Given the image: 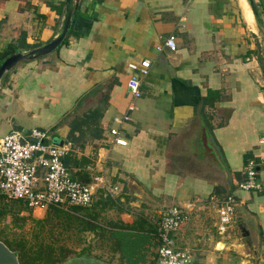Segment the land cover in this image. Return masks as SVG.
<instances>
[{
	"label": "crops",
	"instance_id": "0c3cea01",
	"mask_svg": "<svg viewBox=\"0 0 264 264\" xmlns=\"http://www.w3.org/2000/svg\"><path fill=\"white\" fill-rule=\"evenodd\" d=\"M254 1L263 25L246 0H80L65 41L19 62L1 83L3 136L16 127L47 126L59 133L53 142H70L72 156L87 159L83 168L102 165L106 181L108 171L115 180L126 178L123 186L114 184L115 206L131 229L141 228L140 217L183 208L191 223L176 238L196 264H264V0ZM64 2L0 0V64L9 46L16 52L49 41ZM170 34L176 49H159ZM144 59L146 74L129 68ZM134 74L137 98L127 89ZM123 114L127 145L120 146L106 124ZM85 115L102 132L89 138L87 126L86 142L75 146L67 140L70 122ZM250 156L258 163L259 191L237 187ZM228 194L252 248L237 225L212 230ZM147 208L158 209L156 215L141 212ZM250 219L256 228H249Z\"/></svg>",
	"mask_w": 264,
	"mask_h": 264
},
{
	"label": "built area",
	"instance_id": "2783aa9c",
	"mask_svg": "<svg viewBox=\"0 0 264 264\" xmlns=\"http://www.w3.org/2000/svg\"><path fill=\"white\" fill-rule=\"evenodd\" d=\"M163 46L175 50V36H167L163 45L158 48ZM128 66L134 72L146 74L149 60L131 62ZM127 89L133 98L141 95L137 75L128 79ZM129 108L132 109V106ZM127 119L129 116L123 114L114 120L120 125ZM109 134L116 145H127L120 126H112ZM70 145V142H53L48 131L38 128L27 132L11 130L6 133L0 140V202L21 200L28 209L35 211L46 210L50 206L89 207L102 186L113 196L117 187L107 185L104 175L95 174L87 183L71 176L63 162V157L70 151ZM237 187L248 191L262 189V183L258 179V163L254 157L246 159L244 178ZM235 209L236 198L232 194L220 201L216 223L219 233H226L231 228ZM188 221V212L177 206H171L151 219L158 238L156 264H194L190 249L176 244V233Z\"/></svg>",
	"mask_w": 264,
	"mask_h": 264
},
{
	"label": "rangeland",
	"instance_id": "374dc122",
	"mask_svg": "<svg viewBox=\"0 0 264 264\" xmlns=\"http://www.w3.org/2000/svg\"><path fill=\"white\" fill-rule=\"evenodd\" d=\"M66 39V38H65ZM64 39V41H65ZM31 124V123H30ZM16 126V125H15ZM32 126V125H31ZM108 130L111 126H120L119 124L115 123L112 120H109V123L106 124ZM36 127L41 130H46L51 135L52 140L54 138H59V133L55 132L53 133L47 126L38 125L36 124ZM4 126L2 123H0V136H3L4 132ZM18 131L25 132L24 128L16 127ZM110 137V135L108 134ZM108 153H105V157L107 158ZM99 167V169H98ZM92 172L96 175H104V178L106 177L105 174L107 173V170H103V166H96L95 169H92ZM111 171H108V178L106 183L107 185L115 186L114 184L117 183L120 186H123V183H125L126 178L122 180H115V176L110 175ZM107 189H105L103 186L100 187L97 190L95 199L93 203L86 207V209H80L77 211L73 216L76 215H82L84 211H88L90 213H94L97 216V221L102 224L105 229H109L112 227V225L117 224V226H121L123 224V220H121V212L120 207L116 203V199L113 202L112 199L108 198L106 199L103 204L106 206L104 209H100L101 205H95L96 201L102 196L104 199L107 197ZM112 198H115V193L113 194ZM167 204H170L167 202ZM168 206V205H167ZM136 209H138L140 206H135ZM64 211H71V208L68 207L66 209H63ZM158 210V209H157ZM156 209L147 208V210H141V212H149L151 215L155 216L157 213ZM47 213V212H46ZM45 210H35L32 211L31 215L27 217V219L23 220L19 217L13 216V214H7L0 218V232L3 236L7 237H16L17 239H22L23 241H26L28 244H35L40 239H44L46 242L51 243L54 248L57 249L58 247H64L68 248L69 250V257H75L78 256L77 254L82 251L83 248H88L89 252L92 257L101 259L105 261L107 264H156V249L157 244L154 239H151V241L147 244H145L141 249V254L137 255L133 262L130 263L125 258L121 257V252H118L113 249V242L106 236H102L100 234H96L92 232L91 230H81L80 224L77 223L76 219L73 218L70 220L69 215L62 212H57L52 210L48 220L45 221L43 224L39 225L37 223V220L44 219L46 217ZM133 214L134 213H131ZM138 215V214H137ZM136 215V216H137ZM241 217L237 215V211L234 214L233 221L230 224V226L233 225L236 226L237 224L241 223ZM71 221V222H70ZM249 221V220H248ZM251 224H248L249 228H256L257 227V221L256 219H250ZM188 223H191V220L189 219ZM187 223V224H188ZM145 224V223H144ZM147 225L145 224V227ZM254 226V227H253ZM182 227L186 228V224ZM214 228V227H213ZM231 228V229H232ZM193 229H188V231H191ZM212 230L217 231V228H214ZM235 230V229H234ZM256 230V229H253ZM178 233V232H177ZM176 233V235H178ZM176 244L182 247L184 243H180L176 240ZM191 246V245H190ZM195 254H193L194 260ZM67 258V259H68ZM194 264H196L194 262Z\"/></svg>",
	"mask_w": 264,
	"mask_h": 264
},
{
	"label": "trees",
	"instance_id": "16d2710c",
	"mask_svg": "<svg viewBox=\"0 0 264 264\" xmlns=\"http://www.w3.org/2000/svg\"><path fill=\"white\" fill-rule=\"evenodd\" d=\"M35 46V45H33ZM31 45L29 46V48ZM16 50V49H15ZM11 49V46L7 47L6 52L8 54L15 51ZM7 54V55H8ZM90 115H85L81 119H74L70 122L69 132L67 134V140L71 141L75 146H82L88 137H86L85 128L88 126V129H92V132L89 138H97L96 134L100 135L102 129L100 128L98 131L94 128L90 127L89 118ZM87 129V130H88ZM72 152H68L63 157V162L67 166L71 176L81 182L87 183L92 180V177L95 175L94 172H91L85 168H83V163L87 159L84 156H72ZM107 197L104 199L102 196L96 201L95 205H101L100 209H104L106 206L103 202L110 198L115 201V198L108 193H106ZM70 207V210L64 211ZM80 209H86V207H78V206H67V207H57L50 206L45 210L46 217L44 219L37 220L39 225L43 224L48 220V217L52 210L57 212H62L69 215V219H76L77 223L80 224L81 230H91L96 234H100L102 236L108 237L112 240L113 249L121 252V257L128 260V262L132 263L133 259L141 254L142 247L149 243L151 239L156 241L158 245V238L156 235V228L152 225L151 219H145L140 217L135 224L140 225V229H131L133 226L121 224V226H116L113 224L111 228L105 229L97 221V216L94 213H90L88 211H84L82 215L73 216ZM13 214L15 217H19L23 220L27 219L32 213L28 207L21 200H9V201H1L0 202V218L7 214ZM71 222V221H70ZM147 228L145 227V224ZM136 227V226H135ZM0 240H2L10 249L14 250L18 256L20 264H61L69 257L68 248L58 247L57 252L54 246L46 242L44 239H40L35 244H28L26 241L22 239H17L16 237H7L3 236L0 232ZM78 256H91L88 248H83ZM156 262V261H155Z\"/></svg>",
	"mask_w": 264,
	"mask_h": 264
},
{
	"label": "water",
	"instance_id": "95a60500",
	"mask_svg": "<svg viewBox=\"0 0 264 264\" xmlns=\"http://www.w3.org/2000/svg\"><path fill=\"white\" fill-rule=\"evenodd\" d=\"M252 13L255 21L259 25H263V20L257 9V5L254 0H246ZM80 0H65L64 7L61 15L60 22L57 26V29L52 36V38L39 45L34 46L29 49L19 50L12 52L7 55L0 64V85L5 79V77L11 72V70L22 61L37 59L41 56L51 53L58 46H60L65 39L73 20L74 13L77 9ZM93 91L86 93L80 100L81 103L89 94ZM78 103V104H79ZM60 140L58 143H62ZM236 229L241 238L251 247L252 243L249 238V230L245 227L243 222L237 224ZM252 248V247H251ZM252 254L255 257L257 252L252 249ZM0 264H20L16 252L10 249L2 240H0ZM61 264H107L105 261L92 257V256H75L66 259Z\"/></svg>",
	"mask_w": 264,
	"mask_h": 264
},
{
	"label": "bare ground",
	"instance_id": "6f19581e",
	"mask_svg": "<svg viewBox=\"0 0 264 264\" xmlns=\"http://www.w3.org/2000/svg\"><path fill=\"white\" fill-rule=\"evenodd\" d=\"M245 11H246L247 14H249L251 16L250 9H249V7L247 5H245Z\"/></svg>",
	"mask_w": 264,
	"mask_h": 264
}]
</instances>
